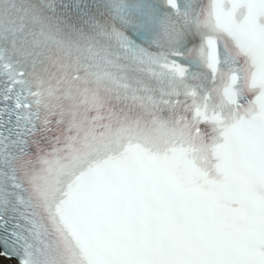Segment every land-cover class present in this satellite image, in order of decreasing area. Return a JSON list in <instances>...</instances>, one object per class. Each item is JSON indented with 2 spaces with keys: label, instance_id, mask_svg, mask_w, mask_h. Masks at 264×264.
<instances>
[{
  "label": "snow or ice",
  "instance_id": "6c2138e0",
  "mask_svg": "<svg viewBox=\"0 0 264 264\" xmlns=\"http://www.w3.org/2000/svg\"><path fill=\"white\" fill-rule=\"evenodd\" d=\"M0 256L264 264V0H0Z\"/></svg>",
  "mask_w": 264,
  "mask_h": 264
}]
</instances>
